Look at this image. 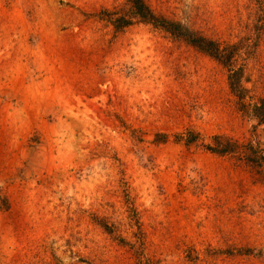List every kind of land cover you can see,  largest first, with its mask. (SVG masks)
I'll return each instance as SVG.
<instances>
[{
    "label": "rangeland",
    "instance_id": "rangeland-1",
    "mask_svg": "<svg viewBox=\"0 0 264 264\" xmlns=\"http://www.w3.org/2000/svg\"><path fill=\"white\" fill-rule=\"evenodd\" d=\"M143 2L228 63L129 0H0V264H264V0Z\"/></svg>",
    "mask_w": 264,
    "mask_h": 264
},
{
    "label": "trees",
    "instance_id": "trees-1",
    "mask_svg": "<svg viewBox=\"0 0 264 264\" xmlns=\"http://www.w3.org/2000/svg\"><path fill=\"white\" fill-rule=\"evenodd\" d=\"M132 5V10L141 20L146 21L156 28L163 30L174 37L181 38L185 42L201 49L211 52L212 56H215L223 64L228 63V54L225 51H221L220 46L214 40H209L205 36L189 29L182 25L180 22L169 20L162 16L154 14L150 8L143 2V0H129ZM129 22V20H128ZM231 87L234 89V83L236 84L239 80L237 72L234 76L230 75ZM235 77V78H234ZM240 81V80H239Z\"/></svg>",
    "mask_w": 264,
    "mask_h": 264
}]
</instances>
